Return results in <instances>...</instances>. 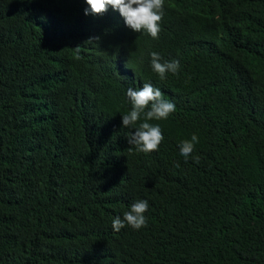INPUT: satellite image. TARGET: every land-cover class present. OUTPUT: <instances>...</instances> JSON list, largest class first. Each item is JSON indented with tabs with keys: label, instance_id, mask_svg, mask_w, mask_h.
Wrapping results in <instances>:
<instances>
[{
	"label": "trees",
	"instance_id": "16d2710c",
	"mask_svg": "<svg viewBox=\"0 0 264 264\" xmlns=\"http://www.w3.org/2000/svg\"><path fill=\"white\" fill-rule=\"evenodd\" d=\"M87 7L0 0V264H264V0H165L157 39ZM145 82L176 106L150 154L121 116Z\"/></svg>",
	"mask_w": 264,
	"mask_h": 264
},
{
	"label": "clouds",
	"instance_id": "9594fccd",
	"mask_svg": "<svg viewBox=\"0 0 264 264\" xmlns=\"http://www.w3.org/2000/svg\"><path fill=\"white\" fill-rule=\"evenodd\" d=\"M85 3L88 6L84 10L85 15L90 13L106 15L110 13L111 7L119 12L125 26L131 31L144 33L153 39L159 37L165 0H85ZM98 39V37H90L85 42L94 43ZM150 67L161 80H164L169 73L178 74L180 62L176 59L164 60L159 53L151 52ZM125 95L130 108L121 115L122 127L135 129L134 132L129 131L127 134V143L140 153L150 154L158 151L164 141L163 131L159 124L150 121L166 120L176 111L175 104L170 99H165L164 93L148 82L143 83L142 88L139 89L127 88ZM198 142V137L193 134L190 139L179 143V154L185 158V162L194 152ZM193 160L199 163L198 156L193 157ZM176 166L179 167V164ZM148 208L149 203L146 199L134 201L122 217L117 215L112 219V229L119 232L125 227L133 230L147 227V217L144 214Z\"/></svg>",
	"mask_w": 264,
	"mask_h": 264
}]
</instances>
